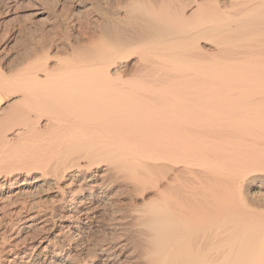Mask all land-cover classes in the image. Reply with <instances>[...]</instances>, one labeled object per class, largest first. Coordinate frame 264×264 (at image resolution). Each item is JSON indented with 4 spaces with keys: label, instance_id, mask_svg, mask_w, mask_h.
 I'll use <instances>...</instances> for the list:
<instances>
[{
    "label": "bare ground",
    "instance_id": "6f19581e",
    "mask_svg": "<svg viewBox=\"0 0 264 264\" xmlns=\"http://www.w3.org/2000/svg\"><path fill=\"white\" fill-rule=\"evenodd\" d=\"M58 2L0 48V264H264V0Z\"/></svg>",
    "mask_w": 264,
    "mask_h": 264
},
{
    "label": "rangeland",
    "instance_id": "374dc122",
    "mask_svg": "<svg viewBox=\"0 0 264 264\" xmlns=\"http://www.w3.org/2000/svg\"><path fill=\"white\" fill-rule=\"evenodd\" d=\"M56 1L58 2V0H18V2L16 4H18L19 6L14 5L12 10H9L10 12H8V14L5 13L6 11H8V9L5 8L3 5H0V38H2V39H0V43H1L0 48L2 49L5 46L6 48H4V52L6 51V54L8 52L10 53V54H7L8 56L12 55V56H14V58H15V56L18 58V59L16 58L18 61H16V59H13L14 63L16 61L15 64H18V62L21 61V59L19 60V56H17L20 54H17V53H20V52L23 53L27 48L31 49L32 52L35 51L33 49H36V51L37 50L41 51L42 48L45 47L46 44H49V42H51L52 39L58 40L59 38L66 36L67 34L64 35V33H67V32H68V34L74 33L72 27L70 25H67V23H66L67 21L65 19L66 15L64 13H61L60 6L57 4ZM56 4L58 5V7ZM2 6L5 9H3ZM48 8H49V11H48ZM53 9H55V11ZM33 13H34V15H33ZM60 13L63 15V17H59V16H62V15H59ZM64 15H65V18H64ZM15 18H16V20H15ZM56 18H57V20H56ZM63 19H64V21H62ZM1 20H2V22H1ZM8 21H10L9 22L10 24L8 23ZM4 30H5V32H4ZM8 30H10V31L8 32ZM19 34L21 35V38H20ZM16 39H18L19 43L18 42L16 43V41H17ZM20 40H22V41H20ZM23 41H25V42H23ZM12 43L13 44L15 43V44L13 45ZM43 44H44V46H43ZM24 47L26 48L25 50H24ZM64 51L65 50L63 48H59L57 51H53L51 59L53 61L57 60L58 59L57 55H63ZM42 52L43 51H41L40 53H42ZM6 104H8V102ZM6 104H4V106H6ZM120 182H118L114 185L115 188H113V193H115L116 191H119L120 196L117 194L118 198L124 200L125 202L132 201V203H133V201L135 200L136 202L134 201V205L142 206V204L144 203L142 201H145L144 199H146L148 201V199L151 200L152 199L151 197H153L152 193L154 194V192L148 191V193L145 192L146 194H144L145 195L144 197H142V195H139L143 199L139 196H138L139 197L138 198L137 194H134L133 192H129V189L125 185V182L124 183L122 181H120ZM120 184H121V187H120ZM123 186H125V187H123ZM122 187L124 188V190L121 189ZM116 189H118V190H116ZM124 191H125V193H124ZM127 192H129V193H127ZM130 193H133V195H131ZM129 194H130V196H129ZM147 195H148V197H147ZM132 196H134V197H132ZM149 196H151V197H149ZM50 198L57 199L56 196H50L47 198V200L48 199L52 200ZM129 198H130V200H129ZM128 203H130V202H128ZM132 221H134V220H132ZM132 221L130 220V221L125 222V225L128 224L126 226L131 227V228L130 227L128 228L125 226L126 231L128 233L130 232L129 237H132V235H133L132 230L134 229V226H135ZM129 222H131V223H129ZM131 224H132V226H131ZM130 229H132V230H130ZM133 237H132V239H133ZM90 260L91 261L88 260V263L86 262L84 264H101L99 262H95L97 260L94 256H92V258H90Z\"/></svg>",
    "mask_w": 264,
    "mask_h": 264
}]
</instances>
